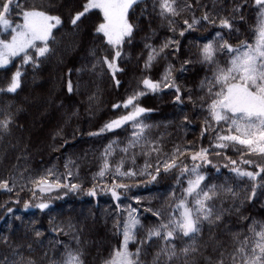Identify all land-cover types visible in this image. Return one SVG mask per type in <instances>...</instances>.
Returning <instances> with one entry per match:
<instances>
[{
    "label": "snow or ice",
    "instance_id": "1",
    "mask_svg": "<svg viewBox=\"0 0 264 264\" xmlns=\"http://www.w3.org/2000/svg\"><path fill=\"white\" fill-rule=\"evenodd\" d=\"M142 0H84L80 10H75L70 16L73 29L79 27L82 18L93 10L102 13V22L95 26L94 33L103 41L109 49V54L96 56V50L90 52L95 58L92 69L98 66L105 68L111 75L115 85L119 87L120 81L116 79L118 72L123 69L119 66L126 53L125 44H130L134 38L137 26L130 20L131 11ZM197 5L200 0H195ZM257 8L255 38L252 43L240 41L233 46L222 35L223 30L232 32L234 24L243 22V10L248 6L247 0L234 3L229 9V15L224 16L215 12V5L209 9L207 5L200 17L192 15L190 19H183V29L179 32L184 36L185 32L194 29L201 22L217 26L220 31L215 33L213 39L208 40L199 48V63L207 65L210 75H206L200 81V91L204 94L194 101L188 96V101L196 104L198 101L201 108L207 112V117L201 128V136L212 131L215 133L214 143L209 147H193L191 144L175 145L168 152L164 150L160 142L162 137L151 139L147 136L149 125L142 123L139 118L145 112L150 111L141 107L139 98L146 92H157L161 89H174V102L182 104V89L176 83L174 66L167 64L160 79L154 80L150 76H143L139 85L142 90H135L121 103L113 104V109H131L125 114L108 120L96 133L113 132L131 123L132 130L123 147H119L118 140L110 141L101 153L102 162L99 170L93 174L94 183L86 191L89 196L97 195V188L101 192L111 194L116 201L115 213L117 219L114 227L117 235L122 239L117 247L113 248L109 257L103 264H264V222L252 220L247 224L244 231L230 233V243H225L217 238L212 231L220 228L225 219L235 213L239 216L241 204L244 201H252L257 196V189L264 188V0H253ZM153 13L161 21H166L169 30L175 32L174 22L183 16L185 12L193 10L192 0H152ZM143 11H147V7ZM21 23L13 24L10 19L12 13ZM62 25L59 15H51L47 11L35 7L28 8L21 5L20 0H0V68H6L14 58H20L21 64L16 67L9 79L6 88L0 92L16 93L21 88L22 67L31 64L33 68H39L41 61L46 59L53 51L50 46L55 37L53 30ZM147 57L144 60V69L148 70L158 57L165 53L166 49L174 48L179 51V42L166 39L158 47L150 43L145 44ZM226 55V61L221 64L217 60L218 55ZM191 60H185L180 71H185V65H190ZM79 72L80 69H77ZM71 70H69L70 76ZM77 88L79 85L76 86ZM68 93L74 91V85L69 78L66 83ZM93 97H90L92 99ZM188 119L187 116L184 117ZM13 124V115L4 112L0 118V132L7 133ZM226 127L216 130L219 125ZM116 146V147H114ZM230 146L240 153L239 163L237 160L225 157L229 161L225 167L229 168L236 178H247L251 182L250 191L244 193L240 200V193L228 183L227 178L221 184H209L207 175L202 171L204 166L211 165L210 155L213 153L219 157L220 150ZM123 154L115 164L110 163L116 148ZM140 149V152L130 150ZM142 155L144 164L137 170L136 156ZM247 156V158H245ZM253 157L255 159H253ZM132 167L125 169L126 162ZM190 161V165L185 163ZM241 165H251L254 171L246 170ZM73 166L78 169L74 161L68 160L64 164L65 171L57 172L55 167L45 169L36 175L25 176L19 172L11 178L0 179V190L13 192L17 187V181H24L19 185L20 190L28 188L32 192L33 199L41 202L34 206L40 210L49 208L50 199H45V194L54 191L77 192L81 190V184L72 183L71 178L78 175L73 172ZM174 175V190L169 193L166 204L157 209L145 208L144 211L151 213L155 223L145 227L139 218L138 209L131 204L121 208L119 201L121 195L135 186L125 183V180H133L137 177H148V183L154 182L161 175ZM110 183L105 182V178ZM260 178L262 183H257ZM179 188V193L175 188ZM39 194V195H38ZM135 203H141L140 197H134ZM231 199L232 203L225 207V203ZM219 201V204L217 202ZM25 208L29 202L25 201ZM9 212L12 209H8ZM122 217V218H120ZM19 219V217H17ZM248 220V217H240ZM53 232L68 234L65 227L73 232V238L79 242L75 235L74 226L68 223L66 226L53 225L49 222ZM207 225L209 234L204 239L203 229ZM143 230V235H138ZM33 241L39 242L44 233L33 224L31 228ZM158 242V247L152 252L151 261L144 257L147 255L153 243ZM3 243L8 244V238H3ZM130 244H135V249L130 250ZM211 248L212 254H207ZM32 252V244L18 245L13 249L12 260L4 257L0 264H40L31 255H25L24 251ZM84 253L79 248L70 245L64 246V251L59 259H49L48 253H44L47 264H84Z\"/></svg>",
    "mask_w": 264,
    "mask_h": 264
},
{
    "label": "trees",
    "instance_id": "2",
    "mask_svg": "<svg viewBox=\"0 0 264 264\" xmlns=\"http://www.w3.org/2000/svg\"><path fill=\"white\" fill-rule=\"evenodd\" d=\"M83 2L84 0H79L76 1L77 4L71 5L67 0L60 3L52 2V4L42 0H20L24 7H35L51 15L60 14L62 25L53 30L55 40L50 45L53 51L41 61L40 67L33 68L31 64L22 67L21 88L16 93L0 92V118L6 111L13 115L10 130L7 133L0 132V179L11 178L19 172H24L25 176L36 175L51 167L63 173L65 162L71 160L78 166V169L73 166V172L78 171V175H74L71 182L81 184V190L54 191L51 194H45L44 198L50 199L51 202L49 208L44 210L34 206L41 201L33 199L32 192L28 188L20 190L19 185L24 182L22 180L17 181V187L11 193L0 190V262L4 257L12 260L13 249L16 246H26L31 243L32 252L28 253L25 250L24 254L31 255L40 264H47V259L44 258L45 252L48 253L49 259H59L65 245L79 247L84 253V264H103L113 248L118 246L122 237L117 235L114 227L118 218L115 213L117 202L112 200L110 193L101 192L99 188H97L96 196H89L86 191L94 183H101L99 180L94 182L92 177L99 170L104 147L112 140H118L119 147H123L131 134L132 126L129 123L121 129L99 135H89V133L98 132L108 120L131 110H126L122 106L119 109H113L112 105L121 103L133 91L142 90L139 81L143 76L147 75L158 80L165 66L170 63L176 70L173 74L183 93L182 104L174 102L175 90L171 88L161 89L155 93L148 91L139 98L140 106L150 109L139 118L142 123L150 126L147 131L149 138L162 137L160 142L166 152L175 145L191 144L193 147L201 145L209 147L210 143L215 142V133L212 131L201 136V128L207 112L201 108L198 101L196 104L189 102L188 96L191 95L196 101L197 97L204 94L199 88L200 81L206 75H210V71L207 65L199 63V48L213 39L220 29L215 25L201 22L194 29L186 31L184 36H180L179 32L184 27L182 20L190 19L192 15L200 17L205 10L204 5H207L209 9L215 5V12L227 16L233 4L241 3L243 0H200L199 5L192 0L193 10L185 12L174 22L175 32L170 31L167 22L161 21L153 13L152 0H142L130 14V20L137 26V30L131 43L124 46L126 56L118 62L123 69L116 75V79L120 81L119 87L115 85L105 68L98 66L95 70L92 69L95 58L90 55L91 50H96V56L109 54V49L94 33L95 26L100 23L99 15L93 10L82 18L76 29H73L70 23V16L75 10L81 9ZM247 4L242 13L243 22L237 21L234 24L236 30L222 32L224 39L233 46L240 41L249 43L254 41L257 8L253 0H247ZM145 7H147L146 12L143 11ZM10 19L13 20L14 25L22 22L16 17L15 12ZM71 34L76 35L78 39L80 37L81 42V37L86 35L87 39L93 40L94 45L91 44L88 51L84 52L80 47L75 53L70 52L64 56V44L72 39ZM3 36L7 37V35ZM169 38L179 42V51H175L174 48L166 49L153 66L145 70L143 65L148 51L145 44L150 43L158 47ZM226 59V55L217 56L221 64ZM185 60H191L192 63L184 66L185 71H180ZM20 64L21 59L14 58L6 68H0V89L6 88L11 74ZM84 64L89 65L87 70L82 69ZM77 69L80 71L78 72ZM69 70H71L70 76ZM55 72L57 76L59 75V79L53 93L51 91L49 95L47 90L50 87L47 79L50 80ZM88 74L94 75V78L92 76L87 78ZM31 78L34 80L32 81ZM69 78L74 85L72 93H68L66 89ZM77 85H79L78 88ZM45 94H47L46 97ZM22 97L35 98L42 103L41 107L34 109L35 112L32 111L31 117L27 116L30 110L29 101L21 100ZM90 97L93 98L90 99ZM46 99H49L48 102ZM185 116L188 117L187 120L184 119ZM214 127L219 131L226 125ZM119 147L109 158L112 164H115L123 155ZM132 151L139 153L140 149L130 150L129 155ZM220 151L219 157L214 153L210 155L212 164L202 169L208 177L207 182L221 184L227 178L228 183L240 193V200H243L244 193L250 191L251 182L247 178H236L235 174L225 167L229 163L225 157H230L239 163L240 153L232 146ZM144 160L142 155L137 154L135 165L137 170L144 164ZM257 162L264 163V161ZM185 163L190 165L191 162L185 161ZM128 167H132L130 161L126 162L124 170ZM241 167L249 171L255 170L251 165H241ZM147 181L146 176L125 180V183L135 186L131 187L127 193L122 192L119 201L121 208L129 204L136 207L145 227L155 223V218L144 209H157L166 204L169 193L174 190L175 176L161 175L154 182ZM105 182L110 183V179L106 177ZM257 183H262L260 178L257 179ZM175 190L179 193L178 187ZM134 197L141 198L139 205L135 203ZM25 201L29 202L28 208L24 207ZM231 203L229 199L224 206L228 207ZM236 203L240 208L239 216L235 213L230 214L220 228L212 230L217 238L226 244L230 243V233L246 230L247 224L252 220L264 222V188L257 189V196L252 201ZM85 206H89L87 214L84 212ZM8 209L12 211L9 212ZM84 213L86 216L82 215ZM240 217L250 219L241 220ZM50 221L53 225L62 226L71 223L74 226L75 235L79 237V242L77 243L73 238V232L66 227L65 232L68 234L51 231ZM33 224L44 233L39 242L33 241L31 231ZM208 234L209 228L205 225L203 229L205 240ZM138 235L142 236L143 230ZM4 237L8 238L7 245L3 243ZM129 247L130 250H134L135 244H130ZM157 247L158 242L154 241L144 259L150 262L151 254ZM207 254H212L211 248Z\"/></svg>",
    "mask_w": 264,
    "mask_h": 264
},
{
    "label": "rangeland",
    "instance_id": "3",
    "mask_svg": "<svg viewBox=\"0 0 264 264\" xmlns=\"http://www.w3.org/2000/svg\"><path fill=\"white\" fill-rule=\"evenodd\" d=\"M43 2H45V3H50V4H52V2L54 3V2H56L57 1V3H60L61 1H63V0H42ZM71 5H75V4H77L76 3V1L78 2L79 0H67ZM53 6V5H52ZM95 13L96 14H98L99 15V17H100V22H102V13H100L99 12V10H95ZM60 15V14H59ZM71 37H72V39H70V40H68L64 45V52L65 53H63V55L65 56V55H67V54H69L70 52L71 53H75L76 51H78L79 49H80V47H82L81 49L85 52V51H88V49H89V46L92 44V45H94V42H93V40L91 39V38H89V39H87V37H86V35H83L81 38H82V42L80 41L81 39H80V37H79V39H78V37L76 36V35H73V34H71L70 35ZM0 38H8V36L7 37H5V36H0ZM87 39V40H86ZM84 40V41H83ZM64 56H62V57H64ZM57 61L58 62H60V60L57 58ZM62 61H64V60H62ZM85 61H87V59L85 60ZM85 63H87V62H85ZM83 64V63H82ZM84 66V68H82V69H85L86 68V70L88 69V66L89 65H87V64H84L83 65ZM57 72H55L54 74H52V76L50 77V80H48L47 79V83H48V86L50 87V89H48L47 90V92H48V94L50 95V92L52 91V93H53V89L56 87V85L55 84H57V82H58V79H59V75L57 76V74H56ZM93 77L94 75H92V74H88V76H87V78H90V77ZM94 78V77H93ZM31 80L33 81L34 80V78H31ZM89 80V79H88ZM94 80V79H93ZM91 81V80H90ZM46 95L47 94H45V97H46ZM21 100H27V101H29L28 102V107L30 108V110H29V114L27 113V116L28 117H31V115H33V113H32V111H34V109H36V108H39V107H41V102H40V100H38V99H35V98H32V99H25V98H21ZM47 100V102H48V100L49 99H46ZM24 102V101H23ZM26 107V106H25ZM35 112V111H34ZM89 206H85V213L86 212H88V210H89V208H88ZM85 213L84 214H82L83 216H86L85 215ZM87 214V213H86Z\"/></svg>",
    "mask_w": 264,
    "mask_h": 264
}]
</instances>
